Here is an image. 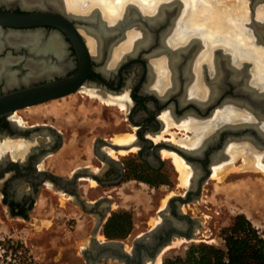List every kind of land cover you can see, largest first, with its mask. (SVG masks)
<instances>
[{"label":"flooded vegetation","instance_id":"obj_1","mask_svg":"<svg viewBox=\"0 0 264 264\" xmlns=\"http://www.w3.org/2000/svg\"><path fill=\"white\" fill-rule=\"evenodd\" d=\"M32 7L35 9L31 11L46 10L62 15L79 32L82 28L89 33H94L89 26V21L85 18L86 15L82 13L75 14L76 17L71 19L63 13L64 10L61 11L50 5ZM24 8L25 6L18 0H0V9L16 13L30 11ZM181 10L182 6L177 14L175 12L174 19L163 15L157 26L151 25L150 29L145 27L152 37L145 45L138 42L131 50L119 54L114 53L115 47L126 40L127 32L133 27L129 25V22L119 25L116 30V34H119L118 39L110 38L108 41V43H114L110 45L111 47L105 44L103 50L101 51L100 47L96 53L91 52L88 40L80 32L90 57L89 65L84 69L83 78L75 92L83 91L100 102H105L106 105L117 103H109L105 99L123 98L126 110L125 120H127L126 130L131 131L126 133L133 134V139L129 142L119 144L114 141V136L99 135L91 149L80 147V150L73 152L68 150L64 131L53 123V119L48 121L19 114V111L24 108L61 99L75 92L0 115V204L5 216L9 215L11 218H19L27 222L37 205L41 192L49 190L67 195L69 202L78 204L83 214L91 216L98 224L112 214L116 188L128 182L129 176H135V179L145 182L148 186H154L151 184L152 179H157L159 182V178H165L163 173L168 171L169 165L179 172L173 157L163 155V151L167 150L181 156L191 168L192 175L184 191L173 192L166 205L157 209L160 217L157 224L163 220L161 213L164 215V221H162L164 224L158 232L154 233L152 239L149 238V244L142 243L141 249L136 245L131 264H142L144 261L149 263L150 255L170 232L173 239L178 238L177 235H191V237L196 235V230L200 227L199 219L189 213L185 207L201 197L203 186L213 173V168L229 163L230 159L227 158L230 155L227 154L226 149L230 148L232 143L236 144L235 148L239 154L241 153L238 149L242 147H239L240 145L236 142L229 143V141L249 140L264 151V86L253 88L261 95L250 101V104L253 102L257 108L250 109L256 115V120L250 122L251 124L246 121L245 107H248L246 106L248 102L245 101L247 92L245 90L252 88L247 84V78L252 74L249 72V67L253 65V62L247 60L246 63L249 62L247 65L243 62V67L237 70L241 76L236 83L232 79V71L236 70V65L228 58L223 59L225 63L220 64V68L216 70L220 74H218L220 82L217 84L216 93L205 100L195 96L192 93L194 77L197 74L195 64L196 62L199 64L197 61L199 53L207 51L209 44H205L201 38H199L200 43L196 40L191 41L190 44L179 46L174 50L178 53L177 60L166 61L167 56L172 54L170 53L172 46L167 38L172 28L170 25L180 17ZM96 17L106 22L101 11H98ZM140 17L138 16V19ZM252 20L255 19L252 18L251 22ZM43 28V31H38L43 39L57 36L56 39L64 53L61 57L51 51L32 53L23 43L1 45L0 63L7 59H12V62L6 63V71L9 74L0 76V95L31 86L62 81L79 73L81 59L76 42L57 27ZM135 30L136 28L132 29V31ZM0 31L22 33L18 28L9 31L5 27L0 28ZM189 39L193 40L194 37ZM260 43L264 46V40L262 42L260 40ZM45 44L48 42H45L42 48L47 47ZM33 47L35 48V45ZM29 62L45 67L47 64L50 69H47L48 72L43 75L29 79L32 71L28 65ZM55 65L60 66L59 70L51 68ZM10 72H15V75ZM199 72H202V79L207 81L211 70H208V65L205 63ZM160 74L168 81L163 93H158L154 87L155 79ZM9 79L14 80L15 83L9 86L7 84ZM248 90L251 91V89ZM232 105L235 107L234 112L238 114L235 118H232ZM220 106H226L222 111L217 109L220 114H224L222 117L215 118L211 122L199 120L208 118ZM164 113H167L174 122L170 128L178 129L177 124L192 118L209 126L207 132H210L197 146L194 144L187 146L176 142L172 138V133H182L181 136L176 134L178 136L176 138H184L186 141L194 137V133L190 129L187 130L189 134L176 130L164 132L166 127L169 129L162 116ZM217 119L219 120L216 121ZM162 134L167 137H161ZM148 139L152 142L150 143ZM118 144L124 147L119 148ZM121 150L125 151L123 153L125 157L119 156ZM167 158L171 161H166ZM176 180L180 181L179 174H176L172 181L180 187V183ZM159 184L161 185L162 182ZM180 197H183L184 201ZM57 201H59L58 197ZM71 218L76 217L72 215ZM157 224L151 225L145 232ZM145 232L138 234L135 238ZM133 244L132 242L130 247ZM86 254L88 257L91 256L90 251ZM91 257L93 258V255Z\"/></svg>","mask_w":264,"mask_h":264},{"label":"rangeland","instance_id":"obj_2","mask_svg":"<svg viewBox=\"0 0 264 264\" xmlns=\"http://www.w3.org/2000/svg\"><path fill=\"white\" fill-rule=\"evenodd\" d=\"M248 2L250 14H248V18L250 17V21L246 20V25L247 22H251V12L254 10L250 0H248ZM136 4L139 5L140 3L136 1ZM262 4L264 3L259 2L258 5ZM184 5L186 4L182 5V9H184ZM185 9L180 17H182L186 11ZM255 12L256 11L254 10V14ZM71 13L77 14L84 12L73 11ZM103 16H105L104 11ZM180 17L178 19H180ZM80 29L81 31H85L82 28ZM190 31L192 30L190 29ZM205 36L206 35H202L203 38H205ZM218 38L219 37H214L213 39L207 37V40L216 44V46H214L215 50L218 49L222 53L224 50L222 44L223 41ZM195 40L199 43L201 41L199 38L191 41ZM251 41L262 45L256 40ZM232 48L238 52L237 55L239 56V60L242 61L243 59L240 57L243 56V54H241L234 46ZM131 49V44L123 42L115 47L114 53L119 54ZM225 55H230L231 59L228 60L233 62L232 54L225 52ZM199 60L200 58L198 56L197 61ZM205 62H207V59H205ZM209 62L212 64V61L208 59V63ZM199 64L202 63L200 62ZM241 67L242 66H240V68ZM251 67L252 65L249 67V72H252ZM249 80L250 76L247 78L248 83H250ZM262 81H264V79H262ZM225 108L226 106L217 107L208 118H201L199 120L204 122L214 120L217 109L222 111ZM20 113L21 115L23 114L24 117H32L48 121L53 119V123L64 131L68 150H72L73 152L80 150V147L91 149L95 139L99 135L114 136L115 134L118 135L120 133L131 132L126 130L127 120H125V108L120 107L119 104L106 105L105 102H100L97 98L93 96L91 97L83 91H77L61 99L59 98L43 104L24 108L19 111V114ZM235 117L236 116H234L233 113L232 118ZM170 121H172V119H170ZM181 123L182 122L179 124ZM172 125H174V122L173 124H167L169 129L166 127L164 132L176 130L189 134V131H187L189 129L180 127L178 124V129H173L170 128ZM172 134L175 138L177 135H182V133H176L177 135L175 133ZM161 137H167V135L162 134ZM175 141L177 142V140ZM230 142L238 143L240 145L239 147H242L238 149L242 154H238L235 160L229 162L230 164L228 162H226V165L221 164L223 168H220L219 173L217 172L218 174L216 176L212 173L210 178L204 184L201 197L193 203L190 202L185 207L189 213L197 216L199 219L200 227L197 228L196 235L190 239L185 237L174 238L173 242L167 245L160 254V264H162L167 257L185 255L186 250L193 244L206 243L224 248L225 241L223 239V230L232 226L235 222L236 216L239 214L245 215L253 223L259 234L264 238V170L261 168L245 166L246 163L243 160V155L250 158L254 153L257 155V153L260 152L259 154H262L264 151L262 148H258L254 142L249 140H231L229 143ZM235 147H237L235 143L230 145V148H233V151L238 153ZM164 155L170 156L167 154ZM119 156L125 157L126 155L121 152ZM166 161L171 160L170 158H167ZM262 162H264V156ZM163 174L165 178L158 179L159 182H162L161 185L157 182V179H152L151 181V184L154 186H148L145 182L135 179V176H129L130 178L128 182H124L116 188L117 193L114 199L115 205L113 212L128 211L132 216L133 232L130 236L121 239L122 241L124 240L128 246L132 245L133 240L138 234L145 232L151 227V225L154 226L159 222L160 217L157 213V209L166 205L169 196H171L173 192L184 191L185 187H187V184H183L181 179L180 181L176 180L177 183H180V187H177L175 183H173L172 180L176 174H179V172H176L171 165H169L168 171ZM242 187H244L243 190ZM43 195L49 197L46 199L49 201V204L43 205V201H40V205L33 215L34 217L41 219L39 224H32L31 222L26 223L7 215V227H2L3 231H0V237H11L23 241L27 248L32 252L33 256H35L37 264H86L82 247L88 239H91V237L89 238V229L92 224H94L93 218L84 214L83 218L85 220L84 222H81L77 218L73 219L66 215L57 216L54 211V203H57L58 196L55 195V192L52 193L49 190H44ZM255 195H257L256 201L253 200V196ZM60 202L64 205L67 200L61 196ZM2 209L3 208L0 204V217H6ZM69 211V209L65 210V212ZM43 218H45V220H43ZM48 219H51V221ZM73 233H79V235H65ZM67 243L72 247L69 250H72L78 256V261L75 260L70 263V260L67 257L68 253H66L68 249H65ZM86 246L89 247L87 244ZM130 248L131 247H129V249ZM149 263L152 264L153 262ZM97 264L123 263L118 260H108Z\"/></svg>","mask_w":264,"mask_h":264},{"label":"bare ground","instance_id":"obj_3","mask_svg":"<svg viewBox=\"0 0 264 264\" xmlns=\"http://www.w3.org/2000/svg\"><path fill=\"white\" fill-rule=\"evenodd\" d=\"M136 1H138V3L140 4H136ZM221 1L223 0H18V2L24 5L25 7L50 5L57 9H61V11L67 10V13L73 11L84 12L82 14L86 15L85 18L89 21V26L94 31V33L91 32V34L86 30V33H84L85 31L80 32H82L83 36H85V38L88 40V45L90 46V50L93 53L98 52L100 50V47L102 51L105 44L108 47L110 45H113L114 43H108V41L110 40V38L111 40H113V38H117L119 36V34H116V30L119 28V25L124 22H126V24L129 22V25H133L131 29L129 28L130 30L127 32L128 35L126 36V40L124 42L131 44L133 48L135 45H137L138 42H141L143 43V45H145L148 39L152 38L150 37L148 31L145 30V27H148L150 29L151 25L157 26L159 24L158 22L160 21V19L163 18V15H166L168 17L170 16L171 19H174L175 17L173 18V16L175 15V12L177 14L180 7L183 4H186L184 5V9L186 8V11L182 15V17H180V19H175V23L171 24L173 26L170 25V27L172 28L167 38L168 42L172 46V51L170 52L172 54L167 56L166 61L177 60L178 53H176L177 51L174 52V50H176V48L182 46L183 44L185 45L191 43V40L189 38L193 36L194 39L201 38L205 44H209V49H207V51L205 50L203 54L202 52L200 53L199 63H202L203 61H205V59H207V62L208 59L211 60L213 64L211 74L216 75V73L214 72H216V70L220 68V64H222L223 61L227 58L231 59L230 55H225V52H227L233 55V63H235V65H237L238 67L236 68V70L232 71L233 81H235L236 83L238 82L237 79L241 75L237 70H240V66H242V61L239 60V56L237 55L238 52L232 48L234 46L241 54H243V56H241L240 58H251L253 63L256 65L255 69H258V74L262 75L261 78L264 79V46L251 41L256 40L257 42H260L261 40L262 42V40H264V4L258 5L259 2L264 3V0H253L254 2L250 0L252 8L256 12L254 16H252L253 13L251 12V19L255 17L253 18L255 20H252V22H247V25L245 24V21L249 20L250 18H248V0H224L223 2ZM184 9H182L180 13H182ZM98 11H101L102 13L104 11L105 16H103V19L106 22H103L101 19H97L96 14H98ZM138 16L141 17L138 19ZM140 25L143 26L141 27ZM134 28H136V30L132 31V29ZM190 29L192 31H190ZM122 30L123 29H121L120 31ZM202 35H206L205 38H203ZM0 37V46L5 45L6 43H12L15 45L23 43V45L27 46L30 52L32 53H37L38 51H43L46 53L48 51H51L55 53L58 57H61V55L64 53L63 49L59 46V43L56 39L57 36H51L49 38L43 39L42 34H40L39 32L2 33L0 31ZM207 37L213 39L214 37H219L223 41L222 44L224 46V54L223 52L217 53L214 48L216 44H213L212 42L207 40ZM45 42H48V44H45L47 45V47L42 48V45ZM34 45L35 48L33 47ZM9 62H12V59H7L4 62L0 63V76H7V74H9L6 71V63ZM28 65L30 69H32L29 74L30 78L28 77L29 79L43 75L44 73L48 72L47 69H50V66H48L47 64L46 67L41 64H35L32 62H29ZM52 67L53 69L59 70L60 66L55 65L51 66V68ZM10 74L15 75V72H10ZM218 74L215 77H212L211 82L213 84V87L211 82L209 83L212 87L209 90L210 92H215L214 89L217 90L218 88L217 84L220 82V74ZM14 83V80L9 79L7 84L10 86ZM202 86L200 87V89L202 88ZM252 88L256 87L252 86ZM193 90L197 92L195 88H193ZM194 91H192V93H195ZM252 94H254L253 90ZM250 107L251 106L249 105V109ZM219 112L220 111H217L215 118H220L224 115L223 113L220 114ZM162 116L166 120L168 125L173 124V122L170 121V117L167 113H164ZM218 120L219 119H217L216 121ZM178 125L180 127H185L186 129L193 130L194 137H190V139L187 141L184 138L176 139L173 136L174 140H177V142H180L181 144H186L187 146L192 144L197 146L202 140V138L207 135L208 132H210H207V130H209V126H205L204 124H202V122H199L198 120H194L192 118L183 121L181 124ZM132 139L133 135L129 133H123L114 136V141L119 144H124ZM156 139L154 140L156 141ZM121 152L124 153L125 151L123 150ZM226 152H228L227 154L230 155L227 158L230 159V161L235 160L239 154L230 148L226 149ZM259 153H257V155H255L254 153V155L250 158H247L246 155H243V160L246 163L245 166H249L252 168H261L264 170V162H262L264 152H262V154ZM164 154L173 157L177 169L179 170L181 182L185 185L188 184L190 180L189 178H191L192 175V170L189 165H187L185 160L181 156L176 154V152L164 150L163 155ZM220 168H223V166L218 165L214 167L213 175L216 176L219 173ZM243 189L244 187H242V190ZM256 199L257 195L253 196V200L256 201ZM159 256L160 257H158L157 260L154 261L152 264H160L161 255Z\"/></svg>","mask_w":264,"mask_h":264},{"label":"water","instance_id":"obj_4","mask_svg":"<svg viewBox=\"0 0 264 264\" xmlns=\"http://www.w3.org/2000/svg\"><path fill=\"white\" fill-rule=\"evenodd\" d=\"M24 9H29L28 12H12L5 9H0V28H7V30L11 31L12 29L18 28L22 33L26 32H38L43 31L45 26H54L62 31H64L71 39L76 42V46L78 48L80 59H81V68L78 74L73 77L67 78L62 81L53 82L49 84H44L40 86H31L19 91L4 93L0 95V115L2 113L12 111L14 109H19L27 106H31L34 104L42 103L45 101H49L51 99H56L59 97H63L69 93L75 92L79 86L81 79L83 78L84 69L89 65V52L87 50V46L85 42L82 40L83 37L81 33L73 26L69 21L63 17L62 15L51 13L46 10L42 11H31L35 9V7H25ZM65 15H68L71 19L76 17L75 14L67 11H63ZM254 16V12L252 14ZM255 18V17H253ZM16 32V31H14ZM193 33V32H192ZM193 37V36H192ZM220 52V50H216ZM249 63V62H248ZM248 63H244L247 65ZM248 89H251L248 90ZM246 91L245 101L251 106L250 109L255 110L256 104L253 102L250 104V101L253 98H259L261 95L257 90L253 88H248ZM252 90L254 94H252ZM264 96V95H263ZM249 107V106H248ZM151 143L152 141L148 139ZM119 148H123L124 145H117ZM183 154V153H182ZM208 176V175H207ZM182 201H184L183 197H180ZM161 223L157 224L151 230L143 233L141 236H138L133 241V246L128 250L125 246V243L119 239H111L100 241L97 238V233L103 223V220L97 224L96 230L92 233L93 238L92 241L95 245L96 251L92 260H102V259H113L118 260L123 264H131L133 256L136 252V245L139 249L142 248V243L149 244L150 239L154 237V233L158 232V229L163 226L164 223V215L161 213ZM180 233V232H179ZM179 238H193L191 235H177ZM150 238V239H149ZM173 242L172 234H170L163 239L162 243L157 246L154 252L150 255V262H154L158 256L163 252L164 248ZM93 255V254H91ZM85 259L89 260L85 255ZM142 264H149L147 262H142Z\"/></svg>","mask_w":264,"mask_h":264},{"label":"trees","instance_id":"obj_5","mask_svg":"<svg viewBox=\"0 0 264 264\" xmlns=\"http://www.w3.org/2000/svg\"><path fill=\"white\" fill-rule=\"evenodd\" d=\"M133 228L128 211L113 212L104 225L108 239H123ZM225 247L206 243L193 244L185 255L167 257L162 264H264V238L243 214L223 230Z\"/></svg>","mask_w":264,"mask_h":264},{"label":"crops","instance_id":"obj_6","mask_svg":"<svg viewBox=\"0 0 264 264\" xmlns=\"http://www.w3.org/2000/svg\"><path fill=\"white\" fill-rule=\"evenodd\" d=\"M203 52V51H202ZM205 52V51H204ZM203 52V53H204ZM202 53V54H203ZM244 60H245V62L248 60V61H251V62H253L252 60H251V58H243V60H242V62H241V64H242V67H243V62H244ZM234 62V61H233ZM205 63H207V65H208V68L210 69V70H212V65L213 64H211V63H208V62H203V64H205ZM203 64H201V65H198V62H196V64H195V68L197 69L196 71H197V74L195 75V77H194V87H192V89L193 88H195L196 90H197V92H195L194 90V92L195 93H193V94H195V95H197L198 97H200V98H203V100H205V99H207V98H209V96L210 95H212V94H214V93H216V90L214 89V91L215 92H210L209 90H210V88H212L213 87V84H212V82H211V80H212V77H215L218 73L216 72V75H214V74H211V72H210V74L211 75H208V79H207V81H205V80H203L201 77H202V72H199V71H201V69H202V66H203ZM235 64V63H234ZM253 65H252V74H251V76H250V80H249V82L250 83H248L249 85H251V86H255L256 88L258 87V86H264V81H262V75H259L258 74V69H255V67H256V65L254 64V63H252ZM236 68H237V65H236ZM255 69V70H254ZM200 73V74H199ZM198 75V76H197ZM199 79V80H198ZM201 80V81H200ZM155 89L157 90V92L158 93H163L165 90H166V88H167V80H166V78H164L163 76H162V74H160V75H157V77H156V79H155ZM201 83H199V82ZM211 82V84H212V87L210 86V83ZM197 83H198V85H197ZM203 85V86H202ZM197 86V87H196ZM202 86V88L200 89V87ZM204 89V90H203ZM203 93V94H202ZM201 94V95H200ZM203 95V96H202ZM106 100V102H112V103H117V104H119L120 105V107H122V108H124L125 107V103L123 102L124 100H123V98H116V99H111V100H108V99H105ZM104 100V101H105ZM246 106H249V104L248 105H246ZM232 114L234 113V116H237L238 114H236V112H234V105H232ZM246 108V110H247V112H246V121L247 122H254L255 120H256V115L255 114H253L252 113V111L249 109V107H245ZM250 110V111H249ZM250 116H252V117H250ZM208 122H211V120H209ZM251 124V123H250ZM254 124V123H253ZM255 125V124H254ZM256 126V125H255ZM120 134H123V133H120ZM128 134V133H127ZM130 134V133H129ZM115 135H117V134H115ZM114 135V136H115ZM133 135V134H132ZM0 147H1V143H0ZM44 191V190H43ZM43 191L41 192V195H40V197H39V200H38V202H37V205L35 206V209L33 210V212H32V214H31V217L27 220V222L26 223H32V224H39L40 223V221H41V219L40 218H37V217H34L33 215L35 214V212H36V210H37V208H38V206L40 205V201L42 200L43 202H42V204L43 205H47V204H49V201L48 200H46L47 198H49L48 196H44L43 195ZM51 192V191H50ZM53 192H55V191H53ZM52 192V193H53ZM63 193H56L55 192V195H57L58 196V198H59V201H57V203H54L55 205H54V211H55V214H57V216L58 215H66V216H68V217H72V215H75V217L78 219V220H80L81 222H84V214H83V212H82V210L80 209V207L78 206V204H73L72 202H69V200H68V196L67 195H65V194H63ZM61 196H63V198L64 199H66L67 200V202H65V204L64 205H62V203L60 202L61 201ZM70 210L69 212H65V210ZM45 211V210H44ZM74 213V214H72V212ZM112 213H113V211H112ZM78 216V217H77ZM109 216L110 215H108L104 220H103V223H102V225H101V227H100V229H99V231H98V233H97V238L100 240V241H104V240H110V239H108L105 235H104V232H103V230H104V225H105V222L107 221V219L109 218ZM34 217V218H33ZM8 217H7V215H6V217H0V221H1V223H3V224H1L0 223V231H3V229H2V227H7V225H6V219H7ZM45 218H46V216H45ZM45 218H43V220H45ZM75 218V219H76ZM15 219H18V220H20L19 218H15ZM74 219V218H73ZM48 220H50L51 221V219H48ZM94 221V224H92V226H91V228L89 229V238L91 237V239H88L87 240V242L84 244V246L82 247L83 248V250H82V252H83V256H84V259H85V255L87 256V254H86V252L87 251H90L91 252V254H93V256H94V254H95V251H96V248H95V245H94V243H93V241H92V238H93V235H92V233L96 230V228H97V226H96V221L95 220H93ZM80 225H82V224H80ZM5 227V228H6ZM25 229V228H24ZM23 229V230H24ZM80 229H82V228H80ZM5 231V230H4ZM82 231V230H81ZM133 232V228L131 229V232L128 234V236H130L131 235V233ZM66 236H70V235H74V236H76V235H79V233H73V234H65ZM101 237H103V238H101ZM105 237V238H104ZM102 239V240H101ZM119 240H121V239H119ZM88 242H89V244H88ZM123 242L125 243V241L123 240ZM69 243H67V245H65V249H68L67 251H66V253H68V255H67V257H68V259L70 260V263L71 262H74L75 260H77L78 261V256L75 254V252H73L72 250H69L70 248H72V247H70L69 245H68ZM86 244L87 245H89V247L88 246H86ZM125 246H126V248L129 250V247L130 246H128L127 245V243H125ZM85 247V248H84ZM90 254V255H91ZM69 256H70V258H69ZM92 256V255H91ZM91 256H87V258L89 259V260H86L85 259V262H86V264H97V263H99V262H105V261H108V260H113V259H102V260H92L93 258L91 257Z\"/></svg>","mask_w":264,"mask_h":264},{"label":"built area","instance_id":"obj_7","mask_svg":"<svg viewBox=\"0 0 264 264\" xmlns=\"http://www.w3.org/2000/svg\"><path fill=\"white\" fill-rule=\"evenodd\" d=\"M0 264H37V260L23 241L0 237Z\"/></svg>","mask_w":264,"mask_h":264}]
</instances>
